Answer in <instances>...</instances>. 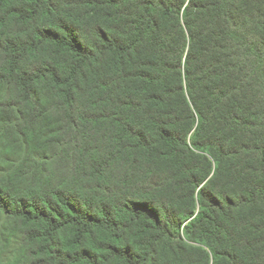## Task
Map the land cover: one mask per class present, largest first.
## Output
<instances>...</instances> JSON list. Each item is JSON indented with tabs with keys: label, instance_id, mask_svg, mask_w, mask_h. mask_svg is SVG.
<instances>
[{
	"label": "trees",
	"instance_id": "1",
	"mask_svg": "<svg viewBox=\"0 0 264 264\" xmlns=\"http://www.w3.org/2000/svg\"><path fill=\"white\" fill-rule=\"evenodd\" d=\"M0 264H264V0H0Z\"/></svg>",
	"mask_w": 264,
	"mask_h": 264
}]
</instances>
